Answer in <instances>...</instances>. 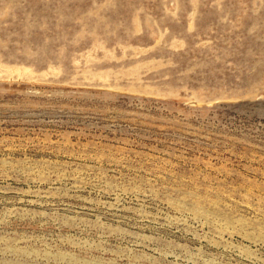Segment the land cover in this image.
<instances>
[{"label":"rangeland","instance_id":"374dc122","mask_svg":"<svg viewBox=\"0 0 264 264\" xmlns=\"http://www.w3.org/2000/svg\"><path fill=\"white\" fill-rule=\"evenodd\" d=\"M0 264H264V0H0Z\"/></svg>","mask_w":264,"mask_h":264}]
</instances>
